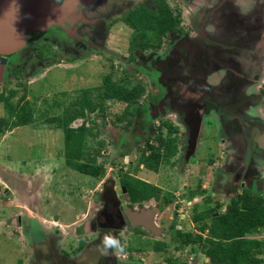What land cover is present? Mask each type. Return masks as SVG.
Returning <instances> with one entry per match:
<instances>
[{
	"label": "flooded vegetation",
	"instance_id": "1",
	"mask_svg": "<svg viewBox=\"0 0 264 264\" xmlns=\"http://www.w3.org/2000/svg\"><path fill=\"white\" fill-rule=\"evenodd\" d=\"M55 2L68 5L56 24L29 34L18 52L0 55V134L22 127L11 129L16 118L6 102L23 117L27 78L52 65H107L110 75L119 70V81L134 80L130 88L146 95L130 121L113 126L114 165L104 166L84 195L86 210L70 224L78 240L65 241L54 223L58 232L33 237L34 264L210 263L204 249L214 219L235 199L264 198V0ZM166 9L173 27L154 28V13ZM114 41L125 42L124 52ZM130 183L139 195L143 189L154 195L134 200ZM17 220L18 236L27 242L30 229ZM106 234L117 248L104 247ZM135 239L155 248L129 251Z\"/></svg>",
	"mask_w": 264,
	"mask_h": 264
},
{
	"label": "rangeland",
	"instance_id": "2",
	"mask_svg": "<svg viewBox=\"0 0 264 264\" xmlns=\"http://www.w3.org/2000/svg\"><path fill=\"white\" fill-rule=\"evenodd\" d=\"M110 44L124 52V41H114ZM93 63L94 61H88L83 64V69L52 65L41 71L42 75L27 78L25 92L27 101L35 109L36 123L16 128L4 137L0 134V264H34L36 252L32 250L33 237H36V233H39L38 239L42 235L38 225L31 226L32 221H41L42 231L46 236L55 234L58 231L53 220L59 219L64 225L72 224L76 214H82L86 210L85 193L92 189L93 183L99 182V179L94 181L91 177L77 172L74 164L68 162L64 131L57 123L49 121L62 116L65 107L71 104L79 92L97 89L103 81V75H109L107 65L103 69L100 64L96 66L97 63ZM112 74V77L119 81V70L115 69ZM145 79L144 77L143 81ZM132 81L134 82L128 78L125 85H131ZM145 95L146 93L141 100ZM106 105L105 119L99 116L98 112L89 116L90 124L96 125V135L88 139L87 154L110 169L114 165L112 161L115 155L110 143L114 137L113 126L120 124L113 121L117 120L125 105L114 101H108ZM102 143L105 145L102 146ZM105 151L110 153V158H104ZM97 152L100 153L99 156ZM119 160L116 161L122 163L123 159ZM160 189L162 190V186ZM19 216L27 223V229H30L31 240L27 238V242L18 236V231H23L18 227ZM40 216H43L45 221H42ZM61 229L63 235L60 234V237H66L65 241L74 244V241L78 240L76 237L72 238L71 227ZM249 237L264 241V230ZM40 243L38 247L41 246ZM153 244L151 240H146L145 245L142 239H135L127 249L132 251L134 246L136 249L148 251L151 247L155 248ZM161 247L157 245V249Z\"/></svg>",
	"mask_w": 264,
	"mask_h": 264
},
{
	"label": "trees",
	"instance_id": "3",
	"mask_svg": "<svg viewBox=\"0 0 264 264\" xmlns=\"http://www.w3.org/2000/svg\"><path fill=\"white\" fill-rule=\"evenodd\" d=\"M170 13L168 9L164 12L161 11L159 16L154 13V20L151 24H153L154 28H159L168 23L171 29L174 19ZM150 15H143L142 17L144 19L151 18L152 15ZM141 21L150 22V20ZM145 24L138 25L137 29H144L141 26ZM150 28H152L151 25ZM112 76L113 74L105 75L102 86L97 90L82 91L77 100L65 107L62 116L49 119L51 123H57L64 131L68 162L70 161L72 165L74 164V169L77 172L88 177H98V179L104 174L105 165L103 163L98 164L96 158L87 154L89 148L88 139L94 138L96 135L94 131L96 125L94 123L90 124L89 116L98 112L99 116L105 119L106 104L108 101H114L123 103L125 107L117 120L113 122L130 121L134 114L132 111L133 106L140 102L145 93L144 89L130 88L125 85L126 77L122 78L121 81H116ZM5 105L10 119L12 117L16 118L11 123V129L36 123L35 109L30 102H26L23 117H20L18 109L13 106V103L7 101ZM84 117L88 118V120L82 125L78 127L72 126L71 123L74 120ZM87 122L89 126L86 125ZM99 154L97 152L98 156ZM104 158L108 159L107 156H104ZM153 164L151 167L156 170L158 163ZM130 179L131 177H126L127 181ZM128 185L130 189L133 187L131 183ZM130 191L134 200H139L137 196L145 198V195H147L146 198H148L154 195V192L149 189L141 190L140 195L137 193V189L135 191L132 188ZM262 230H264V198L256 196L242 200L235 199L233 204L229 205L227 211L215 218L213 224L209 227L210 240H208V245L204 249L206 256L210 258V263L208 264H264V241L249 237ZM192 241L196 242L197 239Z\"/></svg>",
	"mask_w": 264,
	"mask_h": 264
},
{
	"label": "water",
	"instance_id": "4",
	"mask_svg": "<svg viewBox=\"0 0 264 264\" xmlns=\"http://www.w3.org/2000/svg\"><path fill=\"white\" fill-rule=\"evenodd\" d=\"M67 6L66 3L59 7L55 0H0V55L21 50L29 34L56 24L66 13ZM146 227L156 231L152 225Z\"/></svg>",
	"mask_w": 264,
	"mask_h": 264
},
{
	"label": "crops",
	"instance_id": "5",
	"mask_svg": "<svg viewBox=\"0 0 264 264\" xmlns=\"http://www.w3.org/2000/svg\"><path fill=\"white\" fill-rule=\"evenodd\" d=\"M31 216V215H30ZM42 219V221H45V218L43 217V216H40ZM32 218H35V217H33L32 216ZM53 221H55V222H53V223H55V224H57L56 222H58V225H59V227L60 228H66V227H70V224L69 225H64V224H61L60 222H59V219L58 220H53ZM37 226L38 225V227H39V230H40V232L44 235V231H42L43 230V227H42V224H41V221L40 220H34V221H32V223H31V226Z\"/></svg>",
	"mask_w": 264,
	"mask_h": 264
},
{
	"label": "clouds",
	"instance_id": "6",
	"mask_svg": "<svg viewBox=\"0 0 264 264\" xmlns=\"http://www.w3.org/2000/svg\"><path fill=\"white\" fill-rule=\"evenodd\" d=\"M102 243L104 245V247L107 248H117V241L112 240L108 237V234H106L102 240ZM123 249L121 248V251Z\"/></svg>",
	"mask_w": 264,
	"mask_h": 264
}]
</instances>
